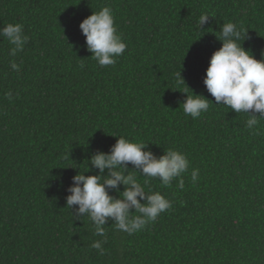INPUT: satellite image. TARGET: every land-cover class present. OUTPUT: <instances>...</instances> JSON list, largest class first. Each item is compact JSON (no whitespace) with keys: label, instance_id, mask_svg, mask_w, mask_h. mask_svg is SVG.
Returning a JSON list of instances; mask_svg holds the SVG:
<instances>
[{"label":"trees","instance_id":"obj_1","mask_svg":"<svg viewBox=\"0 0 264 264\" xmlns=\"http://www.w3.org/2000/svg\"><path fill=\"white\" fill-rule=\"evenodd\" d=\"M103 7L127 44L106 67L79 29ZM204 13L214 15L200 31ZM229 21L260 60L264 0H0V28L21 23L29 37L15 57L0 37V264H264V120L253 134L248 117L216 105L202 82ZM179 73L213 103L198 119L183 112L190 93ZM121 136L156 157L183 152L190 164L182 190L176 180L145 185L173 207L144 230L128 234L109 220L100 255L91 244L102 237L87 217L72 219L66 189Z\"/></svg>","mask_w":264,"mask_h":264},{"label":"clouds","instance_id":"obj_2","mask_svg":"<svg viewBox=\"0 0 264 264\" xmlns=\"http://www.w3.org/2000/svg\"><path fill=\"white\" fill-rule=\"evenodd\" d=\"M213 15L204 13L199 17V30ZM79 29L85 37L91 59L100 67L114 66L127 48L117 31L110 7L92 12L79 24ZM245 36L244 28L236 23L229 21L220 26L216 39L221 47L212 53L202 82L216 105L245 114L248 117L246 128L257 134L260 121L264 120V53L257 60L246 51L242 47ZM0 37L12 45L9 54L13 57L24 50L29 39L21 23L6 24L0 28ZM9 63L12 70L20 71V65L14 61ZM178 77L185 86L180 73ZM185 88L190 94H185L183 112L194 120L198 119L213 103ZM6 96L12 100L11 91ZM116 138L108 153L97 151L86 162L84 173L95 169L97 174L86 176L77 172L72 177L71 186L66 189L69 193L65 198L66 207L71 210L72 219L87 217L94 227V235L102 237L91 244L100 255L104 254L103 244L107 242L105 225L109 220L118 230L128 234L144 230L161 213L173 207L172 201L160 192L146 191L145 185L157 179L162 186L170 187L176 180L177 187L182 190L183 175L188 172L190 164L186 154L178 150L169 148L162 156L156 157L145 150L148 143L133 142L123 136ZM128 164L134 170H128ZM141 176L144 184L139 182L138 177ZM190 179L193 184L198 182L199 169H192ZM120 186L123 191H119ZM110 192H117L118 198Z\"/></svg>","mask_w":264,"mask_h":264}]
</instances>
